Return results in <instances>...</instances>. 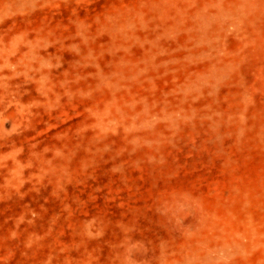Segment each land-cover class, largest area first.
I'll use <instances>...</instances> for the list:
<instances>
[{
  "label": "rangeland",
  "instance_id": "374dc122",
  "mask_svg": "<svg viewBox=\"0 0 264 264\" xmlns=\"http://www.w3.org/2000/svg\"><path fill=\"white\" fill-rule=\"evenodd\" d=\"M0 264H264V0H0Z\"/></svg>",
  "mask_w": 264,
  "mask_h": 264
}]
</instances>
